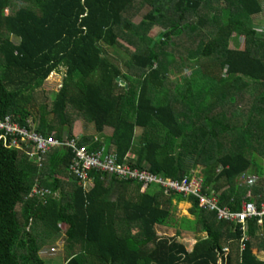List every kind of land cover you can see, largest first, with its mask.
Returning <instances> with one entry per match:
<instances>
[{"label": "trees", "instance_id": "16d2710c", "mask_svg": "<svg viewBox=\"0 0 264 264\" xmlns=\"http://www.w3.org/2000/svg\"><path fill=\"white\" fill-rule=\"evenodd\" d=\"M263 11L262 0H0V117L60 140L81 135L89 151L166 182L201 181V194L232 211L261 204L253 153L264 150ZM61 67L55 100L34 113L24 93ZM75 154L57 145L39 159L0 141V264H264L258 217L244 225L194 193L103 171L88 190L71 174ZM175 200L192 202L195 218H176ZM57 248L64 257L47 260Z\"/></svg>", "mask_w": 264, "mask_h": 264}, {"label": "built area", "instance_id": "2783aa9c", "mask_svg": "<svg viewBox=\"0 0 264 264\" xmlns=\"http://www.w3.org/2000/svg\"><path fill=\"white\" fill-rule=\"evenodd\" d=\"M81 135L74 134L65 140L56 138L53 134L44 135L38 132L34 126L23 125L12 117V115L6 114L0 117V141H3L9 146H15L16 148H23L28 155L42 158V155L51 150L57 145L70 147L75 151L76 157L71 163V171L77 176L80 182L85 186L94 185L93 171H103L109 174H117L120 178H134L139 181L159 182L167 187L176 189L181 192L194 193L200 197V204L205 208L216 210L221 218L236 220L239 223L245 225L251 218L258 217L259 222L264 221V202L261 204L257 201H245L240 211H232L230 208L220 206L219 200L211 197H207L201 194V181H183V182H166L163 179L157 178L149 171H141L133 168L132 164L120 162L114 153L105 152V150L89 151L87 146H80ZM128 162V158L125 159ZM245 177L258 176L259 179L254 181L253 179L248 182V185L254 186L260 182L259 175H252L244 173ZM152 185V184H150ZM34 191L40 193L39 188H35ZM43 192V191H42Z\"/></svg>", "mask_w": 264, "mask_h": 264}, {"label": "rangeland", "instance_id": "374dc122", "mask_svg": "<svg viewBox=\"0 0 264 264\" xmlns=\"http://www.w3.org/2000/svg\"><path fill=\"white\" fill-rule=\"evenodd\" d=\"M263 5H264V0H262ZM139 19V18H138ZM255 21L257 24H259L261 27L264 26V11L260 14L255 15ZM216 25L214 22V19L212 18V20L210 21L209 25H207L206 27V32L210 35H214L216 32ZM161 30L160 27H154L151 31H150V35H157V33H159ZM14 41L16 43H18L17 41V37L14 38ZM125 43V42H124ZM245 44L244 41V36L242 35H237L234 40H233V47H243ZM127 47H131L128 44H124ZM183 47V46H181ZM184 48V47H183ZM132 49V47H131ZM64 73H65V69H61L60 71H54L52 72L48 78L46 80H43L38 86H36L35 88H31L29 90H27L24 93V100L22 101L23 104L25 106H27L30 110H32L34 113L40 110V107L42 106L43 103H47L49 106H51L52 102L55 100L62 84H63V79H64ZM186 75V73L180 74V76H176L177 80L181 79L182 77H184ZM182 76V77H181ZM181 81V80H180ZM240 105V104H239ZM240 108H242V106H240ZM71 115H73L72 117H74V120H76L74 122V126L77 127V129H79L80 131H82L81 129H83V125H82V121L78 118L77 114H75V112L70 111ZM108 132L112 133L113 129L109 128L107 130ZM98 137H102L100 135H97ZM135 142L139 144L140 142V137L136 136L135 138ZM108 146L112 145L111 143H106ZM131 157L137 158L136 154H132ZM253 159L255 160V165H257L258 167H261V169L264 170V150L261 149H256L253 153ZM203 170V166L201 165L200 167L196 168V171L198 173H202ZM253 170H255V168H253ZM71 174L75 176V174L73 173V171H71ZM261 175V174H260ZM77 178V176H76ZM241 179L244 182H250L252 179L254 181H257L259 179L258 176H252V177H245L243 175H241ZM260 184V183H259ZM258 185V184H257ZM258 196H262L261 193L258 194ZM216 197V196H215ZM215 197H211V198H215ZM218 199V197H216ZM178 204H180L178 206ZM191 207V203H180L177 201V208L175 210V217L176 218H182L183 216H192V218H195L193 216V214H190V210L189 208ZM159 232L162 234H165L164 232H167L166 235H174L176 234V229H174L173 227H159L158 228ZM187 241L190 244V247L193 246L194 242H196V237L195 235L191 236L188 235L187 236ZM261 239V238H260ZM61 241V240H60ZM59 241V242H60ZM259 242V240H258ZM65 251L68 250L67 245H64L63 242L59 243ZM259 255L264 258V250L260 249V251L256 250ZM68 253V251H67ZM69 254V253H68ZM70 255V254H69ZM46 259L49 260L50 258H58L59 257H64V252L60 250V248H57L56 251L51 250V252L46 253ZM68 256V255H67ZM61 262H65L64 259L61 260Z\"/></svg>", "mask_w": 264, "mask_h": 264}, {"label": "crops", "instance_id": "0c3cea01", "mask_svg": "<svg viewBox=\"0 0 264 264\" xmlns=\"http://www.w3.org/2000/svg\"><path fill=\"white\" fill-rule=\"evenodd\" d=\"M264 27V26H263ZM17 41H18V38H17ZM74 129H75V131H80L79 129H77V127L76 126H74ZM92 186H94V185H90V186H88V190L89 189H91L92 188ZM175 203L177 204V200H175ZM180 203H188V204H190L191 203V207H192V202H190V201H180ZM180 204H178V206H179ZM190 207V208H191ZM190 208H189V210H190ZM191 214V213H190ZM188 217H192V216H188ZM68 251V250H67ZM68 253H69V251H68ZM70 254V253H69Z\"/></svg>", "mask_w": 264, "mask_h": 264}, {"label": "clouds", "instance_id": "9594fccd", "mask_svg": "<svg viewBox=\"0 0 264 264\" xmlns=\"http://www.w3.org/2000/svg\"><path fill=\"white\" fill-rule=\"evenodd\" d=\"M62 68H63V67H61L60 70H61ZM63 69H64V68H63ZM64 76H65V73H64ZM60 89H61V88H60ZM9 115H10V114H9ZM29 125H30V124H29ZM29 125H28V126H29ZM65 132H67V131H65ZM67 135H68V134H67ZM67 135H64V137L67 136ZM84 186H85V185H84ZM85 187H87V186H85ZM34 189H35V188H34ZM35 192H36V191H35Z\"/></svg>", "mask_w": 264, "mask_h": 264}, {"label": "water", "instance_id": "95a60500", "mask_svg": "<svg viewBox=\"0 0 264 264\" xmlns=\"http://www.w3.org/2000/svg\"><path fill=\"white\" fill-rule=\"evenodd\" d=\"M64 135H67V132H64Z\"/></svg>", "mask_w": 264, "mask_h": 264}, {"label": "bare ground", "instance_id": "6f19581e", "mask_svg": "<svg viewBox=\"0 0 264 264\" xmlns=\"http://www.w3.org/2000/svg\"><path fill=\"white\" fill-rule=\"evenodd\" d=\"M149 190V189H148Z\"/></svg>", "mask_w": 264, "mask_h": 264}]
</instances>
